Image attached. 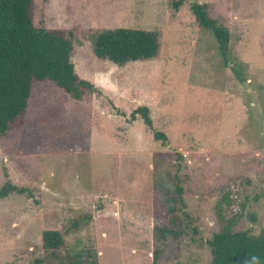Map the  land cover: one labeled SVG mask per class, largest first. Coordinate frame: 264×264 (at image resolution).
<instances>
[{
  "label": "rangeland",
  "instance_id": "obj_1",
  "mask_svg": "<svg viewBox=\"0 0 264 264\" xmlns=\"http://www.w3.org/2000/svg\"><path fill=\"white\" fill-rule=\"evenodd\" d=\"M192 2L228 29L224 54ZM33 20L64 30L96 91L34 82L0 136V264H210L223 225L264 230V0H35ZM116 27L156 32L157 55L96 57L90 33Z\"/></svg>",
  "mask_w": 264,
  "mask_h": 264
},
{
  "label": "trees",
  "instance_id": "obj_2",
  "mask_svg": "<svg viewBox=\"0 0 264 264\" xmlns=\"http://www.w3.org/2000/svg\"><path fill=\"white\" fill-rule=\"evenodd\" d=\"M34 6L35 0H0V136L24 120L34 82L50 80L74 100L96 91L93 83L75 72L71 39L63 29L36 26ZM190 9L196 22L213 32L224 54L229 41L228 29L209 15L206 3L192 2ZM90 42L96 57L117 65L150 59L159 51L157 33L140 28L94 30L90 33ZM138 113L153 129L148 108H136L131 117L135 118ZM153 137L162 142L167 140L163 132L155 129ZM7 195L8 189L4 186L0 189V197ZM62 241L57 230L42 233L44 248L56 249ZM207 244L212 256L210 264H264V230L254 236L246 230H233L226 224L212 234ZM32 264H44V261L35 258Z\"/></svg>",
  "mask_w": 264,
  "mask_h": 264
},
{
  "label": "clouds",
  "instance_id": "obj_3",
  "mask_svg": "<svg viewBox=\"0 0 264 264\" xmlns=\"http://www.w3.org/2000/svg\"><path fill=\"white\" fill-rule=\"evenodd\" d=\"M253 259H255V257Z\"/></svg>",
  "mask_w": 264,
  "mask_h": 264
}]
</instances>
